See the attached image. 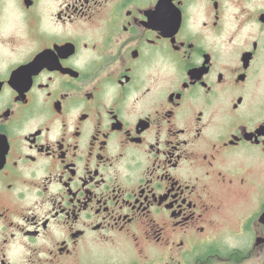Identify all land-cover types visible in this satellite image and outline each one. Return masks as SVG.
<instances>
[{"label":"flooded vegetation","instance_id":"1","mask_svg":"<svg viewBox=\"0 0 264 264\" xmlns=\"http://www.w3.org/2000/svg\"><path fill=\"white\" fill-rule=\"evenodd\" d=\"M0 264H264V0H0Z\"/></svg>","mask_w":264,"mask_h":264}]
</instances>
